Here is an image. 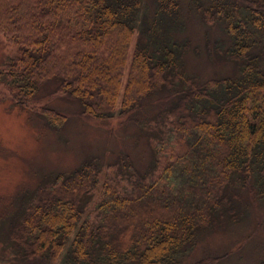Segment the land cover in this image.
I'll use <instances>...</instances> for the list:
<instances>
[{"label": "trees", "instance_id": "trees-1", "mask_svg": "<svg viewBox=\"0 0 264 264\" xmlns=\"http://www.w3.org/2000/svg\"><path fill=\"white\" fill-rule=\"evenodd\" d=\"M186 5L208 28L193 48ZM146 6L0 0V34L17 49L0 79L14 101L31 107L43 87L57 85L56 93L80 104L82 117H123L152 149L144 170L129 156L104 165L94 155L28 191L6 220L8 257L53 264L66 250L63 264H180L200 234L242 220L244 193L264 203V0ZM213 27L228 42L213 44ZM219 61L232 63V74L203 79L200 70ZM158 103L160 112L141 120ZM41 112L52 126L69 118ZM106 167L118 170L117 185H127L98 186Z\"/></svg>", "mask_w": 264, "mask_h": 264}, {"label": "rangeland", "instance_id": "rangeland-1", "mask_svg": "<svg viewBox=\"0 0 264 264\" xmlns=\"http://www.w3.org/2000/svg\"><path fill=\"white\" fill-rule=\"evenodd\" d=\"M146 1L150 3V0H144L145 6ZM189 7L190 5H186L185 12L193 48L195 43L204 40V32L208 28L200 22L197 13L189 16ZM147 9L150 10L151 7ZM209 33L213 44L218 39L226 42L229 40L219 27L209 29ZM136 38L137 35L130 51V61ZM16 52V47L0 34V70H4V66L10 58L16 56ZM191 53L190 61L196 62L198 57ZM206 60L209 61L207 56ZM212 65L213 69L200 70L203 79H215L218 74L230 75L234 71L230 62L223 64L219 61ZM56 89L57 85L51 84L43 87L36 94L31 107H24L10 97L9 89L0 79V241L3 242L0 243V264H37L35 261L21 262L15 257H8L11 250L3 247L9 224L6 220L16 209L17 201L25 198L28 191L32 192L42 185L52 174L71 172L86 159H93L94 155L104 165L116 164L120 155V158L129 156L132 164L134 162L142 170L148 168L152 161L151 139L146 134L139 135L138 126L133 123L124 125L125 118L119 116L104 120L82 117L80 104L69 101L63 93H56ZM124 94L125 86L122 88L119 106ZM159 106L158 103L149 112L147 110L141 114V120L160 112ZM44 108L65 113L69 118L63 125L52 126L48 117L41 112ZM117 171L114 168L107 170L106 167L100 175L98 186L106 183L118 187L127 185L125 182L117 185L116 181L120 179L116 180L114 177L118 176ZM98 195H94L93 203L88 209L91 217L96 213L94 206ZM242 198V220L238 223L227 222L226 225L200 234L196 245L181 259L180 264H198L201 261L206 264L264 262V203L255 200L249 193H244ZM4 221L6 222L3 224ZM78 229L79 225L72 234V239ZM64 254L53 264H63Z\"/></svg>", "mask_w": 264, "mask_h": 264}]
</instances>
